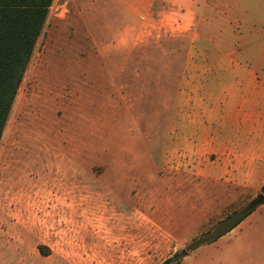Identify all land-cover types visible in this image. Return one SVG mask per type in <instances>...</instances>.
Returning a JSON list of instances; mask_svg holds the SVG:
<instances>
[{
	"label": "rangeland",
	"instance_id": "rangeland-1",
	"mask_svg": "<svg viewBox=\"0 0 264 264\" xmlns=\"http://www.w3.org/2000/svg\"><path fill=\"white\" fill-rule=\"evenodd\" d=\"M252 19L264 0H53L0 142V264H164L254 200L264 141L196 163L186 105L248 93L227 54ZM254 260L264 203L179 264Z\"/></svg>",
	"mask_w": 264,
	"mask_h": 264
},
{
	"label": "crops",
	"instance_id": "crops-1",
	"mask_svg": "<svg viewBox=\"0 0 264 264\" xmlns=\"http://www.w3.org/2000/svg\"><path fill=\"white\" fill-rule=\"evenodd\" d=\"M239 24L241 29L250 30L249 36L235 35L231 56L229 54L227 56L231 61L233 76L239 78L240 85L248 84V93L240 92L239 101L232 104L204 100L196 103L193 98L186 104L192 128L198 125V130L192 129L188 137L191 147L190 158L196 163L201 162L200 157L206 149L218 150L221 145L219 142L222 140L264 141V20L252 19L248 23ZM200 56L202 62L203 57H207L209 61H216L217 66H222L221 61L225 59V55L212 53H202ZM224 104H231L232 108L234 127L232 134L229 135L220 132ZM197 105L201 108V113H198ZM197 113L198 119L194 116ZM191 165L193 166L192 162ZM250 264L261 262L254 260L250 261Z\"/></svg>",
	"mask_w": 264,
	"mask_h": 264
},
{
	"label": "trees",
	"instance_id": "trees-1",
	"mask_svg": "<svg viewBox=\"0 0 264 264\" xmlns=\"http://www.w3.org/2000/svg\"><path fill=\"white\" fill-rule=\"evenodd\" d=\"M52 2L0 0V142ZM258 195L264 196V184ZM257 207L248 209L247 205L242 210L228 213L208 230L192 238L185 249L164 264H179L197 249L218 241L237 228Z\"/></svg>",
	"mask_w": 264,
	"mask_h": 264
},
{
	"label": "water",
	"instance_id": "water-1",
	"mask_svg": "<svg viewBox=\"0 0 264 264\" xmlns=\"http://www.w3.org/2000/svg\"><path fill=\"white\" fill-rule=\"evenodd\" d=\"M263 202H264V196L263 195H257L256 198L248 204V209H253V208L263 204Z\"/></svg>",
	"mask_w": 264,
	"mask_h": 264
}]
</instances>
